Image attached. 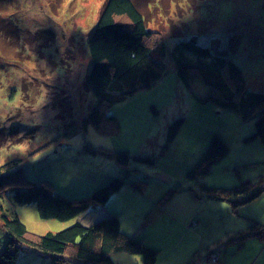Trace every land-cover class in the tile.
<instances>
[{
  "label": "rangeland",
  "instance_id": "1",
  "mask_svg": "<svg viewBox=\"0 0 264 264\" xmlns=\"http://www.w3.org/2000/svg\"><path fill=\"white\" fill-rule=\"evenodd\" d=\"M105 1L0 2V18L9 24L0 28V166L18 160L14 170L22 168L36 184L48 181L68 199L90 195L117 177L125 184L107 203L92 207L91 215L66 222L41 219L36 204H15L11 191L1 201V213L18 217L35 235L116 215L123 233L160 251L156 264H200L210 252L213 263L207 264H264V239L248 235L256 231L251 226L264 227V191L240 203L242 197L218 199L203 188L264 186V143L246 140L254 121L202 102L209 88L199 79L186 86L173 57L179 42L196 36L214 55L236 62L249 89L264 93V0L144 4L149 29L160 33L149 42L165 70L152 88L109 109L118 127L103 134L84 125L97 103L84 82L92 67L88 39ZM178 118L184 125L168 142L169 126ZM214 135L229 153L206 175L189 179ZM123 150L131 154L127 167L109 155ZM8 240L0 217V254ZM70 260L67 264H81ZM113 261L142 264L139 255L124 253ZM15 264H53V259L22 251Z\"/></svg>",
  "mask_w": 264,
  "mask_h": 264
},
{
  "label": "trees",
  "instance_id": "2",
  "mask_svg": "<svg viewBox=\"0 0 264 264\" xmlns=\"http://www.w3.org/2000/svg\"><path fill=\"white\" fill-rule=\"evenodd\" d=\"M154 1H105L99 20L88 39L92 67L84 86L97 103L84 120L85 126L91 125L103 134L112 128L117 129V118L109 115V109L141 90L152 88L162 77L164 64L161 59L154 57L155 48L149 42L153 37L157 39L160 33L149 29L148 14L142 8L144 4L154 5ZM0 24V28L9 25L4 24L1 18ZM173 57L178 77L186 86L190 87L194 79H199L209 88L208 95L201 98L202 102L213 101L224 109L235 110L244 122L254 121L255 131L246 140L260 138L264 143V93L248 88L242 69L236 62L214 55L210 48L199 45L196 36L179 42L173 50ZM184 122V118H178L170 124L168 142L176 138ZM228 153L226 143L214 135L202 160L188 172V178L198 179L206 175L210 166ZM109 155L122 166L127 167L131 161L128 150L110 152ZM137 160L154 162L151 158ZM18 165L19 161L14 160L0 166L3 173L0 172V217L9 235L0 254V264H15L22 251L31 250L51 255L53 264H67L70 259L81 264H114L113 255L121 253L139 255L142 264H156L160 251L123 233L120 219L116 215L99 219L91 225L79 222L56 233L35 235L28 231L18 217L10 218L6 213H1V201L8 198L11 191L15 204H36L41 219L70 221L82 217L95 205L107 203L113 194L122 189L124 178H114L90 195L68 199L56 194L48 181L36 184L22 168L14 170ZM203 188L209 196L218 199L242 197L238 201L240 203L251 201L264 191V186L252 189L249 183L233 189ZM257 225L251 226L256 231L248 235H260L264 239V227ZM210 254L212 252L200 264L213 263ZM218 261L219 255L214 263Z\"/></svg>",
  "mask_w": 264,
  "mask_h": 264
},
{
  "label": "crops",
  "instance_id": "3",
  "mask_svg": "<svg viewBox=\"0 0 264 264\" xmlns=\"http://www.w3.org/2000/svg\"><path fill=\"white\" fill-rule=\"evenodd\" d=\"M250 130H252V129H250ZM254 130V129H253ZM253 132V131H252ZM248 134H250V133H248ZM95 209V208H94ZM94 209H90L87 213H86V216H88V215H91V213L94 211ZM92 221H90L89 223H87L86 222V225H91L92 223H91Z\"/></svg>",
  "mask_w": 264,
  "mask_h": 264
},
{
  "label": "built area",
  "instance_id": "4",
  "mask_svg": "<svg viewBox=\"0 0 264 264\" xmlns=\"http://www.w3.org/2000/svg\"><path fill=\"white\" fill-rule=\"evenodd\" d=\"M217 258H218V257H217ZM216 260H217V259H216ZM216 260H215V261H216Z\"/></svg>",
  "mask_w": 264,
  "mask_h": 264
}]
</instances>
